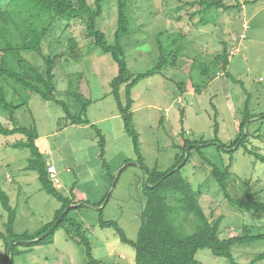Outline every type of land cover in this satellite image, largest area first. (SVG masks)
Segmentation results:
<instances>
[{"label": "rangeland", "instance_id": "obj_1", "mask_svg": "<svg viewBox=\"0 0 264 264\" xmlns=\"http://www.w3.org/2000/svg\"><path fill=\"white\" fill-rule=\"evenodd\" d=\"M87 1L94 7L96 0ZM194 1H130L133 19L130 34L122 43L133 74H143L157 64L160 57L158 43L162 42L165 47L170 45L175 38H171L170 33H183L186 37L180 42L186 51L182 53L177 68L165 71L164 75L149 77L133 89V124L140 136L144 163L149 169L157 167L160 171H167L176 164L178 156L185 154L187 158L188 150L184 153L182 149L184 137L178 135L181 110L185 111L183 128L187 139L194 145L201 141L214 142L208 147L192 150L183 174L195 189L205 186V194L199 197L201 205L209 217L213 211L212 221L223 217L220 237L227 239L239 235L244 223L264 226V216L242 213L228 203L220 188L210 179L212 166L205 162L207 159L219 167L232 163L234 175L229 190L233 198H246L245 193L249 190L264 189V165L255 164L254 158L243 150L233 152L229 147L240 134L238 110H244L246 100L250 98L253 114L264 112V0H222L232 8H213L191 18L190 15L201 8L187 5ZM103 6L97 28L106 34L110 43H114L118 28V0H106ZM179 7L183 8L176 11ZM202 18L206 20L205 25L200 23ZM161 33H165L163 37H159ZM72 38L77 46L75 54L70 56L67 49L68 40ZM223 43L230 52L228 72L239 83L221 74L211 82L200 74L199 69L205 68L204 64H210L222 52ZM42 47L44 56L63 55L55 68L57 100L68 104L74 115H81L83 105L71 94L75 91L83 94L84 99L89 98L91 103L82 117L91 125H69L59 129L66 118L63 107L24 91L20 94L27 105L15 111L14 122L28 128L36 126L39 133L37 145L45 160L56 166L59 179L56 186L61 193L66 197L73 196L81 203L88 201L98 205L105 200L101 207L72 205L74 209L70 213L71 218L83 225L94 256L104 264H134V248L121 242L113 228H102L99 224L100 209L104 207L103 218L118 223L127 237L136 241L147 202L144 195L146 174L125 132L117 104L110 95V83L118 74V65L111 55L95 48L81 19L71 22L59 19ZM22 57L38 69H45L43 57L38 53L23 52ZM194 59L198 62L193 71ZM202 85L205 89L201 88V93L195 92ZM12 88L16 89L14 85ZM0 121L13 125L9 113L2 110ZM247 127L250 135L256 132L261 135L260 139L250 138L249 147L264 155V118L252 120ZM97 131L106 141L104 159L108 169L103 167ZM23 138L20 134L0 135V196L5 192L17 211L14 231L34 234L54 220L62 204L42 190L36 172L26 170L31 159L30 151L13 146ZM222 144L226 147H221ZM251 178L255 182L260 178L258 186L245 188V181ZM6 221L7 212L0 200V230H4ZM263 250V246L256 244L236 246L232 252L238 262L247 264ZM5 256V246L0 239V264H7ZM196 258L204 264H231L227 258L216 256L209 249L200 250ZM86 263L85 245L69 237L63 229L56 233L54 244L35 247L32 252L14 259V264ZM258 264H264V261Z\"/></svg>", "mask_w": 264, "mask_h": 264}, {"label": "trees", "instance_id": "obj_2", "mask_svg": "<svg viewBox=\"0 0 264 264\" xmlns=\"http://www.w3.org/2000/svg\"><path fill=\"white\" fill-rule=\"evenodd\" d=\"M0 1V110L9 113L10 120L13 123L12 126H9L0 121V135L20 134L24 137L22 141L17 142L13 146L30 151L31 159L28 161L26 170L36 172L42 190L62 204L54 220L43 226L38 232L34 234L29 232L17 234L14 231L17 211L12 207L9 196L5 192L1 193L0 200L3 209L7 212V221L3 225L4 230H0V239L5 246L7 264H14L16 256L30 253L35 247L54 244L56 233L61 229L65 230L69 237L85 245L86 264H104L94 256L91 242L85 235L83 225L71 218L70 213L74 209L72 205L78 206L80 204V207H101L105 200L98 205L88 201L81 203L76 201L73 196L66 197L61 193L56 186L59 183L57 184L54 179H51L49 173V168L55 165L49 164L45 160L37 145L39 133L36 126L28 128L14 122L15 111L27 105V101L20 94V91H24L29 95H38L45 102L52 101L63 107L66 118L65 122L59 125V129L69 125H91L88 119L82 117L86 113L87 106L91 103L89 98L87 99L86 97L84 99L83 94L72 92L71 95L83 105L81 115H74L68 104L57 100L55 95L57 91L55 68L57 60L63 55L44 56L42 46L54 24L59 19H65L70 22L81 19L85 25L87 37L94 41L95 48L101 50L104 54L111 55L118 65V74L110 83V95L117 104L119 114L124 121L125 132L131 139L134 151L138 156L139 165L146 174L144 195L147 202L141 214L137 240H130L118 223L105 220L103 218L104 207L100 209V227L113 228L121 242L134 248V264H204L196 258L198 252L203 249H209L214 255L227 258L231 264H242L234 257L232 252L234 247H248L256 244L264 247V226L261 227L255 224L244 223L239 235L221 239L220 227L223 217L221 216L217 220L212 221L210 218L214 215L213 211L209 217L200 202L199 197L206 192L205 186L200 185L195 189L189 180L184 177L183 170L191 159L192 150L214 144V142L211 143L210 141H201L200 144L202 146L200 144L194 145L193 141L186 138L187 133L183 128L184 110L180 111L181 130L178 135L184 137L182 149L184 153L188 150L187 158L185 154L178 156L176 164L167 171H160L157 167L149 169L144 163L140 147V136L133 124L132 108L134 100L132 91L141 81L158 74L164 75L165 71L179 66L182 53L186 51L183 42L180 43L186 38L183 33H170L171 38H175L167 47L159 41L160 57L157 64L143 74H133L129 69L125 47L122 43L123 38L130 34V23L133 19L129 10L131 0H118V28L115 32L114 43H110L106 34L97 28V22L103 14V5L106 0H96L94 7L87 0ZM187 5L201 7L199 11L190 15L191 18L213 8L223 10L232 8V6H226L222 0H195L192 3H187ZM182 8L179 7L176 11H180ZM177 20L180 21L181 18ZM205 21V18H202L200 23L205 25ZM164 34L161 33L159 37H163ZM223 45L222 52L216 55L210 64H204L205 68L199 69L200 74L210 79L211 82L221 74L232 79L235 83H239L228 72L230 52L224 43ZM76 46L77 42L75 39L68 40L67 52L70 56L75 54ZM23 52H36L42 56L45 69L40 70L25 60L22 57ZM197 62V59L192 60L191 70L194 71L196 69ZM12 85L16 89L12 88ZM202 86H198L199 88L195 89V92L201 93V88L205 89ZM122 91L124 94H122ZM9 94H11V97ZM246 101L244 110H238L241 116L240 134L229 147H231L233 152L243 150L246 155L254 158L255 164L264 165V155L259 153L256 148L252 149L249 147L250 138L260 139L261 135L258 134L259 132L254 133L255 135H250L247 131V126L252 120L264 118V112L259 115L253 114L250 111V98ZM216 126L218 125L216 124ZM97 136L101 145L100 156L103 159V167L108 169L104 159L106 141L101 132L97 131ZM221 147L226 146L222 144ZM205 162L212 166L211 181L217 184L224 198L234 209L248 215L264 216V189L259 191L249 190L250 192L245 193L246 198H233L229 190V184L234 175L232 163L225 167H219L213 165L207 159H205ZM56 179H58L57 173ZM118 180L115 185H117ZM256 180V182L253 178L246 180L244 183L245 188L257 187L260 178H256ZM112 181L114 183V178H112ZM74 190L75 187L71 191L73 195ZM49 231V235L41 239ZM22 248L25 250H22ZM263 261L264 250L259 254H255L247 264H258Z\"/></svg>", "mask_w": 264, "mask_h": 264}, {"label": "built area", "instance_id": "obj_3", "mask_svg": "<svg viewBox=\"0 0 264 264\" xmlns=\"http://www.w3.org/2000/svg\"><path fill=\"white\" fill-rule=\"evenodd\" d=\"M49 173H50L51 179H54L57 182V184H58L59 183V180L56 179V173H57L56 167L55 166H51L49 168Z\"/></svg>", "mask_w": 264, "mask_h": 264}, {"label": "water", "instance_id": "obj_4", "mask_svg": "<svg viewBox=\"0 0 264 264\" xmlns=\"http://www.w3.org/2000/svg\"><path fill=\"white\" fill-rule=\"evenodd\" d=\"M49 233H50V231H49L48 233H46L43 237H41V239H42V238H45L46 236H48Z\"/></svg>", "mask_w": 264, "mask_h": 264}]
</instances>
